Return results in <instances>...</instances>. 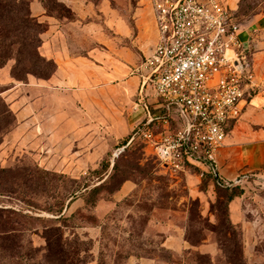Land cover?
<instances>
[{
	"label": "rangeland",
	"instance_id": "374dc122",
	"mask_svg": "<svg viewBox=\"0 0 264 264\" xmlns=\"http://www.w3.org/2000/svg\"><path fill=\"white\" fill-rule=\"evenodd\" d=\"M93 1L98 29L89 32L97 41L80 21L43 35L53 33L43 49L58 64L51 78L20 80L26 75L12 72L14 61L0 70V264H125L132 250L179 264H247L227 204L240 198L264 236V85L230 126L218 177L196 165L166 169L141 139L126 142L142 114L149 9L142 0ZM224 2L264 75V0ZM171 119L182 123L179 114ZM151 216L172 221L176 256L160 245L166 234L147 223ZM211 244L215 262L200 250ZM252 264H264V253Z\"/></svg>",
	"mask_w": 264,
	"mask_h": 264
},
{
	"label": "built area",
	"instance_id": "2783aa9c",
	"mask_svg": "<svg viewBox=\"0 0 264 264\" xmlns=\"http://www.w3.org/2000/svg\"><path fill=\"white\" fill-rule=\"evenodd\" d=\"M142 1L157 41L144 61L149 72L142 75L136 103L142 114L128 144L141 139L166 169L196 165L202 175L218 177L229 128L264 83L244 30L224 0ZM174 113L181 124L171 119Z\"/></svg>",
	"mask_w": 264,
	"mask_h": 264
},
{
	"label": "crops",
	"instance_id": "0c3cea01",
	"mask_svg": "<svg viewBox=\"0 0 264 264\" xmlns=\"http://www.w3.org/2000/svg\"><path fill=\"white\" fill-rule=\"evenodd\" d=\"M58 1L65 4L72 11V13L75 16L74 19H69L67 17H61L55 14L48 13L43 3V0H30V7H31L32 14L36 16L37 18H39L40 21L45 22L47 24L46 31H44L41 34V37L43 39L42 51L44 49V42H47V40L53 35V33L51 34V36H48L47 38H44L43 35H45L46 33L53 32V31L54 33H57L58 29H60L62 25H67V23L76 25L77 21H80L81 23L79 24V30L82 32L85 31L87 33V36L90 39H92L93 41H97V36L89 32V31L98 29L97 23L91 20V17H93L94 14L97 12L96 8L94 7L95 1L93 0H58ZM35 11L37 12V14H35ZM40 18H43L46 20H43ZM66 20L69 22H66ZM55 21L58 22L56 28H54L55 26L53 25ZM262 21L264 22V17L262 18ZM242 36L244 38L245 36L244 32ZM156 41H157V32H156V28L153 22V40L151 43L150 42L141 43L140 44L141 50L144 51L145 53V47L148 46V44H152L153 49H154ZM153 49L149 48L150 54L153 52ZM88 53L90 54L91 52L89 51ZM254 63L257 69L255 58H254ZM257 76L259 80L264 82V75L257 74ZM136 122L137 120H135L134 123ZM259 169L264 170V159H262V161L259 162ZM128 187H129V184L123 185V187L121 188V191H124ZM229 212H230V218L232 222L241 230V237L243 240V252L246 257V262L247 264H252L255 261H257V259H259L264 253V251H262L259 246L263 240L262 237H264L258 228L260 225V222L258 221L257 217H248L243 214V202L240 198H235L229 203ZM149 222L153 223L155 229L157 230V234H163V233L166 234L163 241H161L160 245L166 247L168 250H170L173 256H176L175 254H177L178 248L175 242H172V240L174 241L176 240L175 235H173L171 232L172 231V221L171 220L169 221L168 223L169 226H168L167 222H164L165 224L164 225L161 221H157L154 216H151L148 219L147 223ZM204 241H208V240H204ZM186 247L187 246H183L184 249ZM200 250L203 253L210 254L211 260L213 262H215L216 255H218L219 253L218 246H214L213 244H211L209 249L201 248ZM94 263L96 264V261H93V264ZM125 264H179V263L174 262L171 258L168 260H161L160 257H157L155 255L154 256H144V255H139L137 252L136 253L134 252V253H131L129 257L125 260Z\"/></svg>",
	"mask_w": 264,
	"mask_h": 264
},
{
	"label": "trees",
	"instance_id": "16d2710c",
	"mask_svg": "<svg viewBox=\"0 0 264 264\" xmlns=\"http://www.w3.org/2000/svg\"><path fill=\"white\" fill-rule=\"evenodd\" d=\"M43 3L50 14L69 19L75 17L72 11L58 0H43ZM62 8L67 9L69 13L66 14L61 10ZM46 29L47 24L32 14L30 0H0V70L14 61L12 72L15 68L23 71L22 73L26 75L17 77L11 72L20 80H27L29 76L39 79L51 78L56 73L58 65L53 58H48L42 51L41 34ZM46 64L50 67V72H43ZM234 123L232 122L231 126ZM131 136L132 134L126 140L127 143ZM105 181L92 187V192L98 191ZM228 205L227 209L229 210ZM60 218H63V215ZM131 253L134 251L127 252L126 259Z\"/></svg>",
	"mask_w": 264,
	"mask_h": 264
},
{
	"label": "bare ground",
	"instance_id": "6f19581e",
	"mask_svg": "<svg viewBox=\"0 0 264 264\" xmlns=\"http://www.w3.org/2000/svg\"><path fill=\"white\" fill-rule=\"evenodd\" d=\"M121 151H122V149H121ZM119 154L118 153H115V156H118Z\"/></svg>",
	"mask_w": 264,
	"mask_h": 264
}]
</instances>
